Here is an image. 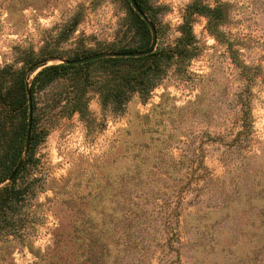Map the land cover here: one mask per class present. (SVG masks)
I'll use <instances>...</instances> for the list:
<instances>
[{
    "label": "rangeland",
    "instance_id": "obj_1",
    "mask_svg": "<svg viewBox=\"0 0 264 264\" xmlns=\"http://www.w3.org/2000/svg\"><path fill=\"white\" fill-rule=\"evenodd\" d=\"M192 1L147 0L156 48L185 21L194 38L147 98L103 109L98 62L35 92L27 196L0 264H264V0H219L211 28ZM120 41L138 44L128 0H0V90Z\"/></svg>",
    "mask_w": 264,
    "mask_h": 264
},
{
    "label": "trees",
    "instance_id": "obj_2",
    "mask_svg": "<svg viewBox=\"0 0 264 264\" xmlns=\"http://www.w3.org/2000/svg\"><path fill=\"white\" fill-rule=\"evenodd\" d=\"M139 7L147 13V0H136ZM213 8L202 5L199 0H193L188 6L191 13L198 12L208 18V27L216 25V22L223 15L225 3L216 0ZM148 18L154 20L152 15L147 13ZM154 22V21H153ZM133 23L135 33L138 37V44L130 46V42L120 41L113 43L110 50L129 51L145 49L150 42V29L147 23L133 10ZM181 36L177 39V44L170 47L155 48L152 53L140 56H114L104 57L79 64L54 63L41 67L32 78L29 89L32 99V124L29 140V149L23 165L18 170L16 176L0 186V235L9 236L16 232L18 213L27 196V186L25 181L27 166L31 163L33 146L36 144L33 133L35 108L34 94L45 89L56 80L65 77L70 70L83 67L85 64L98 62L104 66V75L94 81L93 89L99 94L100 104L103 109L113 108L123 110L125 104L134 95L138 94L142 99L148 97L150 92L156 87L158 82L167 72L166 67L171 59H185L190 56L187 48L194 40L190 31L188 21L178 27ZM157 30V28H156ZM39 63V62H38ZM31 65L33 71L40 63ZM42 66V65H40ZM6 72V67L0 73ZM28 74V73H26ZM3 76V74H2ZM26 76V75H25ZM19 78V81L16 79ZM19 82V84H18ZM0 90V132L6 131V123L16 112L22 116L18 122H14L12 135L6 147L0 146V183L7 180L13 167L22 155L27 124H28V101L26 93V79L24 73L13 78L11 84L4 92ZM77 93V92H76ZM73 109H76L75 104ZM1 144V143H0Z\"/></svg>",
    "mask_w": 264,
    "mask_h": 264
},
{
    "label": "water",
    "instance_id": "obj_3",
    "mask_svg": "<svg viewBox=\"0 0 264 264\" xmlns=\"http://www.w3.org/2000/svg\"><path fill=\"white\" fill-rule=\"evenodd\" d=\"M132 9L141 16V18L147 23L149 29H150V42L148 46L145 49L141 50H129V51H102L97 52L82 58H74V59H59L60 63H67V64H79V63H85L89 62L91 60L104 58V57H114V56H140L152 53L157 44V30L155 24L148 18V16L145 14V12L139 7L136 0H128ZM47 60L40 61V65L46 64ZM38 63V64H39ZM38 65V66H40ZM26 93H27V101H28V124H27V131H26V138L24 143V148L21 157L19 158L16 165L13 167L12 171L10 172L6 182L11 181L17 174L18 170L21 168V166L24 163V160L26 158V155L28 153L29 149V140H30V134H31V124H32V99H31V92L29 89V84L26 81Z\"/></svg>",
    "mask_w": 264,
    "mask_h": 264
}]
</instances>
